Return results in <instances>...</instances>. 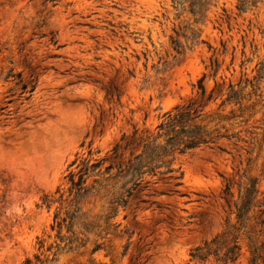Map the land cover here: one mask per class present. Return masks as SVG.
Listing matches in <instances>:
<instances>
[{
  "label": "rangeland",
  "instance_id": "obj_1",
  "mask_svg": "<svg viewBox=\"0 0 264 264\" xmlns=\"http://www.w3.org/2000/svg\"><path fill=\"white\" fill-rule=\"evenodd\" d=\"M260 63L264 0H0V264L38 253L48 264H225L218 258L235 236L237 259L227 264H251L252 245L264 257L257 212L236 233L222 199L227 181L256 179L264 195V79L253 82L258 89H245L252 99L243 112L219 108L229 84L254 80ZM9 71L28 91L36 83L29 99L18 79L5 80ZM191 102L207 104L204 118L241 115L222 124L242 131L248 143L221 142L229 153H176L173 167L184 174L187 197L160 195L172 184L147 177L148 187L116 208L108 224L113 210L104 190L76 206L70 175L77 180L82 160L106 159L102 170L115 164L110 152L123 135L157 134L165 113ZM95 180L103 177L90 174L87 186ZM76 207L83 216L73 221L77 241L70 250L52 226L55 214L64 218ZM84 222L99 227L86 234ZM39 240L54 248L40 251ZM197 248L218 256L193 259Z\"/></svg>",
  "mask_w": 264,
  "mask_h": 264
},
{
  "label": "trees",
  "instance_id": "obj_2",
  "mask_svg": "<svg viewBox=\"0 0 264 264\" xmlns=\"http://www.w3.org/2000/svg\"><path fill=\"white\" fill-rule=\"evenodd\" d=\"M241 10V8H240ZM177 49V47H176ZM258 69V75L254 80H246L245 85L241 87V82L237 85L229 84L228 88L222 94V101L219 108L225 105L239 107V111L243 112V104L250 102L252 99V93H244L247 87H252L253 91L258 89L253 82L264 79V63H260ZM10 78L18 79L16 85H21L20 95L26 93L29 94V99L32 93L36 89V83L28 91L27 84L23 83L21 75L12 74L9 71L5 80ZM206 76L204 75L198 82L199 90L202 95L206 94V88L203 85ZM255 93V92H254ZM253 93V94H254ZM257 96V95H255ZM224 98V99H223ZM217 100L213 99L215 102ZM212 101V94L207 97V103ZM9 100L7 104L11 103ZM196 107L194 103L180 104L164 114V120L157 126V134H145L136 138V133H133L129 139L123 135L119 142L112 148L111 157L118 161L114 164L106 166L102 170V165L106 159L94 160L93 162L88 159H84L77 166L79 168L76 173L77 180H74L75 175H70V194H74V201L76 200V206L79 205V200L86 197L89 194L94 196H101V191L104 190L102 198H108L110 208H112L113 216L106 219L108 221L116 216L118 208H124L128 205L130 198L135 196L136 193L143 191L150 184L149 181L145 182L147 177H160V180L167 179L168 183L172 184L173 189L167 192H162L160 195H176L180 197H187L185 193H182L181 187H183L184 174L180 169H175L173 163L175 160L174 155L176 153L186 154L187 152L207 148L210 150H218L222 153H229L227 148L221 144V142L228 143L229 146H237L240 142L248 143L244 137H242V131H231L222 123L238 120L242 116H233L231 119L223 117L211 118L208 116L204 118L205 108ZM6 107L2 108V110ZM234 110L231 109L230 114H234ZM209 118H211L209 120ZM217 121V122H216ZM248 122V120H247ZM128 151L129 155L122 159L123 152ZM248 153V152H247ZM91 175L103 177V180H95L92 186H87V181ZM145 182V183H144ZM145 184L140 189L142 184ZM158 181L153 184H157ZM111 184V186H109ZM237 187L235 191L234 188ZM222 199L229 208L231 214L235 216V223L232 225L234 232H240L246 227V223L251 220L250 215L257 212V215L253 216L254 220H260L259 224L264 225V195L260 193L258 187V181L256 179H249L246 184L241 182L234 183L227 181L224 189L222 190ZM143 204L149 203L148 200H141ZM43 203L49 207L53 201L44 197ZM151 204H157L152 202ZM115 207V208H114ZM117 208V209H116ZM80 211L79 207H76V211L73 214L67 213V216L60 218L59 214H55L54 221L56 226H52V229L57 228L56 237L61 243L68 241L66 246L69 245L71 250L74 244H76V233L72 231L73 221L81 219L83 215H77ZM76 214V215H75ZM67 231L71 233V236L65 238L61 235L63 226L67 224ZM256 223H258L256 221ZM84 232L90 234L99 226L93 224H81ZM237 237L233 238V245H226L224 242L223 250L224 254L222 258H218V261H223L225 264L228 262H234L237 259V251L239 250L237 244ZM39 250L44 252H50L54 246L46 248L45 241L39 240ZM54 257L61 249L60 244L55 246ZM99 250V247L93 250V253ZM217 251L203 252L201 249H194L191 253L193 259L204 261L210 255H215ZM262 259L264 264V257L258 255V249L252 245V259L251 264H258ZM56 261V258L51 260V263ZM50 261L48 258L43 259L42 254H35L33 258L25 259L21 264H48Z\"/></svg>",
  "mask_w": 264,
  "mask_h": 264
}]
</instances>
